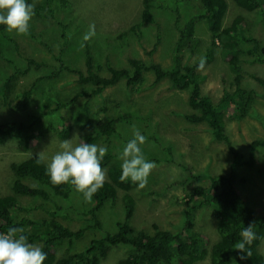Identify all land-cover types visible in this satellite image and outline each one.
<instances>
[{"label":"rangeland","instance_id":"obj_1","mask_svg":"<svg viewBox=\"0 0 264 264\" xmlns=\"http://www.w3.org/2000/svg\"><path fill=\"white\" fill-rule=\"evenodd\" d=\"M67 1L68 8L64 10L65 12H57L55 18L33 17L30 24L31 35H16L6 31L2 33L0 30V48L3 51V58L6 59L0 58V71L12 73L16 67L25 68V59L31 57L40 58L50 65L48 69L32 70L27 76L21 77L19 90L28 89L33 81L50 73L57 65L55 54H62L69 66L84 71L86 68L84 52L87 46L90 47L95 66H100L105 75L108 74L106 70L108 59L118 68H127L128 59L137 58L147 65L158 63L165 70H169L173 64L175 43L178 39L174 27L177 14L173 9L181 12L184 23L197 15L200 10L199 0H183L180 4L176 0H156L157 4L163 5L164 8H155L153 10L155 21L142 25L138 34L129 29L132 27L130 25L138 24L142 19L143 0ZM44 2L45 0H32L34 5H43ZM226 2L228 4L224 18L226 27L238 16H243L249 25L248 34L264 37L260 11L249 12L239 7L233 0ZM90 25H95V35L85 41L83 37ZM207 28L206 23L198 22L196 40L199 43L194 45L196 47L194 52L184 53V63L194 65L201 58L205 59L204 69L200 71L204 76L201 83L202 92L204 96L216 102L225 91L234 89V73L225 60L224 39L217 41L213 48L212 35ZM122 31L127 34L120 36ZM158 33L161 44L157 46L156 52L150 54L157 44ZM7 35L12 36L18 43L19 50L6 38ZM44 44L51 47L54 52L49 51ZM211 50L213 55L208 62ZM244 60L245 62L241 64L244 69L242 86L247 90H254L257 93V100L247 118L242 121L225 119L224 123L226 135L233 149L248 158L249 144L264 138V87L254 78L256 76L264 79V65L251 64V57L247 54H244ZM155 77L153 71H147L145 83L141 87L132 89L122 81L115 87L105 89L97 97L79 98L74 105L62 111L64 120H61L58 114L50 118L46 117L40 125V132L44 137L29 152H21L18 148L19 141L16 139L8 138L5 143H0V195H8L12 190L15 181L12 164L21 163L37 154L43 156L47 162L61 150L60 144L64 140L59 137L58 131L65 123L72 127L68 140H71L73 146L81 143L79 119L87 106L94 114L93 118L101 115L117 118L120 121L117 135L112 136L109 141L108 137H104L95 142L108 150V147L112 148L115 154L103 169L105 180H108L110 166L113 164L121 166L120 153L126 143L133 138L134 130L138 129L146 137L145 143L141 145L142 151L146 159L153 161L156 166L148 178L147 186L138 189L134 184L130 192L135 200L132 226L150 234L155 233L154 225L161 230H181L186 220L185 210L191 208L187 202L192 201L194 204L195 201H201V197L193 196L195 188L209 187L213 177L228 173L232 155L225 143H219L214 139L208 123L193 124L187 121L186 117L192 113L189 103L190 89L178 90L172 86L169 79L156 83ZM77 85V76L70 73H64L56 79L37 81V86L32 92L34 99L25 107L13 104L11 107L0 108V124L11 121L30 124L32 115H43L60 102V99L79 91ZM76 117H79L78 121ZM63 121L67 122L62 124ZM49 122L56 127V132L47 131ZM192 174L199 179L195 180ZM27 183L31 186L35 185L30 181ZM236 189L246 205L254 208L261 215L264 214V148L257 150V163L254 169L238 170ZM122 197L123 194L120 192L116 203H107L99 214L104 231L107 233L117 232V224L124 220L125 209ZM83 200V195L77 192L70 202L64 201L60 204L77 205L80 202L79 207L82 209ZM22 202L25 206H35L42 201L26 197L22 198ZM92 202L93 200L88 202V205ZM39 214L46 216L43 211ZM193 214L195 230L208 236L210 246L218 242L220 235L212 204L195 210ZM37 216L33 214L35 220L39 219ZM64 222L72 230H79L88 223L82 213L76 215L74 221ZM90 241L91 238L87 234L76 242V246L85 248ZM66 248H60V256L67 254ZM261 250L264 253V242ZM131 253L128 247L122 246L112 252L101 264H116L119 259ZM199 264L211 263L208 259Z\"/></svg>","mask_w":264,"mask_h":264},{"label":"trees","instance_id":"obj_2","mask_svg":"<svg viewBox=\"0 0 264 264\" xmlns=\"http://www.w3.org/2000/svg\"><path fill=\"white\" fill-rule=\"evenodd\" d=\"M199 1V13L185 23L181 12L173 9L177 14L174 27L177 30L178 39L175 43L171 69L165 70L158 63L147 65L137 58H129L127 68H118L108 59L106 62L108 74L105 75L100 66H95L89 46L84 52L86 67L84 71L69 66L62 54H55L57 65L50 73L37 81L56 79L64 73H70L77 76V86L80 90L60 99V102H57L43 115H32L33 119L30 124L13 121L0 124V143H5L8 138L16 139L19 141V150L26 153L34 149L43 139L44 134L40 132V125L46 117L50 118L58 114L61 120H64L62 111L74 105L79 98L97 97L105 89L115 87L122 81H125L132 89L141 87L145 83L147 71L155 73L156 83L169 79L172 86L178 90L190 89L189 103L192 113L186 117L187 121L193 124L208 123L214 139L229 147L232 163L228 173L213 177L211 181L209 178L211 182L209 187L197 186L195 188L193 196L201 197V201H195L194 204L192 201L187 202L191 208L185 210L186 220L181 230H161L154 225L155 233L150 234L135 229L131 224L135 200L130 193L134 184L131 181L121 182V167L115 164L109 167L108 180H105L104 186L93 196L91 205L83 200L82 209L79 207L80 202L77 205L63 206L60 203L70 202L77 192L69 184L52 185L45 171L47 162L45 159L41 160V156L37 154L21 163L12 164L11 168L15 177L12 190L8 195H0V234H6L11 227L22 228L29 242L42 247L47 253L44 264H101L112 252L122 246L128 247L132 253L119 259L116 264H199L208 259L211 264H264V253L261 250L264 242V214L261 215L254 208L246 205L236 189L238 170L241 168L254 169L257 163V150L264 148V138L249 144L250 152L246 158L241 152L233 149L226 135L224 123L225 119L242 121L247 118L257 100V93L254 90H247L242 86L244 69L241 64L245 62L244 54H247L251 57V64L264 65V37H254L248 34L249 25L243 16H238L231 25L226 27L224 25L228 9L226 0ZM233 1L246 11H260L264 25V0ZM176 2L180 4L183 0H176ZM28 3H32V0H28ZM68 6L67 0H45L43 5H34V17L55 18L57 12L61 13ZM155 8L162 9L164 6L157 4L156 0H143L142 19L138 24L130 25L132 27L129 31L139 34V28L142 25L153 23ZM198 22L206 23L212 35L213 48L217 41L224 39L225 60L234 73V89L225 91L216 102L203 95L201 83L204 76L197 71L200 61L194 65L184 63V53L194 52L196 48L194 45L199 43L196 40ZM0 30L2 33L5 32L3 26H0ZM124 31L120 32V36L127 34ZM28 35H31L30 31ZM6 38L19 50L18 43L12 36L7 35ZM157 38V44L150 54L156 52L157 46L161 44L159 33ZM45 46L49 51H53L48 45ZM212 55L213 50L208 55V62L211 61ZM3 56L0 48V58L6 60ZM25 61V68L16 67L12 73L0 71V108L11 107L13 104L25 107L34 99L32 92L37 86V81H33L28 89L22 91L18 89L21 77L27 76L32 70L50 68V65L40 58L31 57L26 58ZM254 78L264 87V79L256 76ZM93 115L85 106L83 116L80 119L76 117L77 121L80 120L79 141L81 143H95L104 137H108L109 141L112 136L118 134L120 121L117 118L101 115L93 118ZM65 122L67 121H63L62 124ZM47 127L48 132H56V127L52 125V122H49ZM71 132L72 127L65 123L58 131V135L62 140H68ZM108 148L101 165L103 169L115 157L113 149ZM192 176L195 180L199 179L194 174ZM27 181L35 185L31 186ZM120 192L123 194L124 220L117 224V232L107 233L104 231L99 214L107 203H116ZM26 197L37 198L42 202L35 206H25L22 198ZM210 203L214 208L218 223L217 230L220 235L219 241L212 246H210V239L207 235L195 230L193 217L195 210ZM40 211H43L46 216L39 214ZM81 213L88 221L86 226L79 230L70 229L64 221H74L76 215ZM33 214L38 215L39 219L35 220ZM248 226H252L255 239L243 250L238 249L242 241L241 232ZM87 234L91 238L90 243L85 248L80 245L77 247L76 242L82 240ZM64 247H67V254L60 256V248Z\"/></svg>","mask_w":264,"mask_h":264},{"label":"clouds","instance_id":"obj_3","mask_svg":"<svg viewBox=\"0 0 264 264\" xmlns=\"http://www.w3.org/2000/svg\"><path fill=\"white\" fill-rule=\"evenodd\" d=\"M34 15V4L28 3V0H0V26L8 33L28 34ZM94 35L95 25H90L83 39L87 41ZM205 62L201 58L197 71L204 69ZM145 141L146 137L138 129L134 130L133 138L123 147L119 157L122 161L121 182L131 181L138 189L147 186L156 166L146 159L142 151L141 145ZM60 149L46 163L45 171L50 183L54 186L69 184L83 195L85 202H91L105 183L106 176L101 165L108 149L86 142L73 146L71 140L62 141ZM40 159L45 158L41 156ZM23 232L22 228L11 227L6 234H0V264H44L47 253L42 247L30 243ZM241 236L238 249L243 250L255 239L252 226L245 227Z\"/></svg>","mask_w":264,"mask_h":264}]
</instances>
